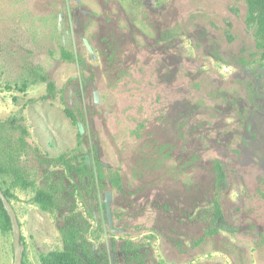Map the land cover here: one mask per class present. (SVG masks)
<instances>
[{
  "label": "rangeland",
  "instance_id": "rangeland-1",
  "mask_svg": "<svg viewBox=\"0 0 264 264\" xmlns=\"http://www.w3.org/2000/svg\"><path fill=\"white\" fill-rule=\"evenodd\" d=\"M245 16L243 0H0V122L26 128L15 160L33 184L0 187L24 264L60 251L69 225L108 264H264V67ZM12 243L0 230V264Z\"/></svg>",
  "mask_w": 264,
  "mask_h": 264
},
{
  "label": "trees",
  "instance_id": "trees-1",
  "mask_svg": "<svg viewBox=\"0 0 264 264\" xmlns=\"http://www.w3.org/2000/svg\"><path fill=\"white\" fill-rule=\"evenodd\" d=\"M246 6L245 25L248 30L253 32L255 38V47L261 53L263 60L262 67H264V0H243ZM61 59L67 62H73V55L66 51L61 50ZM31 77L35 80L46 83V90L48 94H53L54 84L48 81L46 75L40 70H32ZM66 115L71 118L75 123V116L72 111L65 109ZM15 117L8 118L7 120L0 122V143L4 146V151H0V156H5L6 160L0 162V178L9 179L11 185L20 187L21 189H27L33 187L32 182L27 181L24 178L22 169L18 166L15 156L24 151L26 147V137L28 132L26 128L20 125ZM9 132L16 133L14 141L8 138ZM64 163L69 169H75L79 175L92 174L86 170L83 158L81 163L75 168L69 164L64 156L57 159ZM215 171L218 176V180L223 182L224 173L220 163H216ZM103 169L97 165L96 178L101 183L104 179ZM111 174V183L115 188H120L121 181L118 173ZM4 181V180H3ZM5 183V182H4ZM4 197L9 201L12 194L9 188L2 189L0 187ZM55 197L52 192H48L39 189L35 192V196L32 201L43 212L51 211L55 208ZM221 211L219 205L215 204L214 216L221 221ZM218 229L226 230L233 233V229L227 226H220L217 229L211 228L208 230L209 235H215L218 233ZM0 230L2 233H6L11 230V223L7 212L3 209V204L0 200ZM87 230L84 227H78L76 225H69L62 231V249L60 251L50 252L46 255L40 256L41 264H108L97 260L91 251V244L86 238ZM22 264H24L22 262Z\"/></svg>",
  "mask_w": 264,
  "mask_h": 264
},
{
  "label": "water",
  "instance_id": "water-1",
  "mask_svg": "<svg viewBox=\"0 0 264 264\" xmlns=\"http://www.w3.org/2000/svg\"><path fill=\"white\" fill-rule=\"evenodd\" d=\"M0 200L3 204V209L7 212L9 216L11 223V232L13 236L12 248H13V258H14L12 264H22L24 248L20 243L21 234L15 212L9 201L4 197L1 190H0Z\"/></svg>",
  "mask_w": 264,
  "mask_h": 264
}]
</instances>
